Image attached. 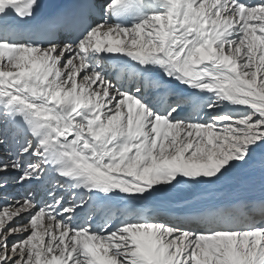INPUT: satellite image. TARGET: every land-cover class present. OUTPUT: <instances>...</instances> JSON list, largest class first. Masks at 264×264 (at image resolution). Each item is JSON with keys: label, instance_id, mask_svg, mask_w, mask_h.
I'll list each match as a JSON object with an SVG mask.
<instances>
[{"label": "snow or ice", "instance_id": "obj_1", "mask_svg": "<svg viewBox=\"0 0 264 264\" xmlns=\"http://www.w3.org/2000/svg\"><path fill=\"white\" fill-rule=\"evenodd\" d=\"M0 117V264H264V0H0Z\"/></svg>", "mask_w": 264, "mask_h": 264}, {"label": "bare ground", "instance_id": "obj_2", "mask_svg": "<svg viewBox=\"0 0 264 264\" xmlns=\"http://www.w3.org/2000/svg\"><path fill=\"white\" fill-rule=\"evenodd\" d=\"M109 70L111 71L114 78H116V79H129L135 73V67L133 65V62H131L130 60L126 64L113 62L109 65ZM2 119H3V117H0V120H2ZM11 190H12L13 195H18V192L16 190L15 185L12 186ZM256 192H259V193L255 194L254 197L250 198L249 201H253V200L258 198L259 202L257 203V211L254 213L255 217L258 219L260 216V209L262 206H264L261 203V202H264V191L259 190ZM0 203H2V201H0Z\"/></svg>", "mask_w": 264, "mask_h": 264}, {"label": "rangeland", "instance_id": "obj_3", "mask_svg": "<svg viewBox=\"0 0 264 264\" xmlns=\"http://www.w3.org/2000/svg\"><path fill=\"white\" fill-rule=\"evenodd\" d=\"M259 190L264 191V188H262L258 172L255 174L254 178H245V181L240 185L230 186L227 189H222V191H225L229 196H239L247 201L254 197L255 194H258L259 192L256 191ZM253 201L257 203L259 202L258 198Z\"/></svg>", "mask_w": 264, "mask_h": 264}]
</instances>
